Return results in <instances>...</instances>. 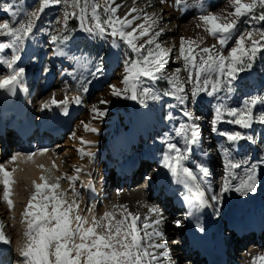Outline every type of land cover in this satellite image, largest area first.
<instances>
[{
	"label": "snow or ice",
	"instance_id": "1",
	"mask_svg": "<svg viewBox=\"0 0 264 264\" xmlns=\"http://www.w3.org/2000/svg\"><path fill=\"white\" fill-rule=\"evenodd\" d=\"M167 2L159 0L160 4ZM53 6H61L62 17H56L52 28L40 31L47 33L48 47L52 49L53 56L71 61L67 68L62 69L63 73L71 74L69 69L79 72L80 82L71 101L67 94L61 100L53 94L41 101L42 109L50 110L55 105L67 115L70 102L83 104L92 83L88 76L97 78L98 84L106 85L112 97L135 101L145 109L149 108V101H160L162 96L172 97L176 104L167 105L170 111L161 113V120L171 123L170 132L174 135L170 132L156 133L160 141L158 162L170 174L172 181L182 187L180 195L187 206L186 215L197 221L199 230L203 232L204 227L199 224L197 214L205 208H212L213 213L219 216L218 206L224 193L235 191L241 196H248L257 192L262 179L259 170L264 165V149L255 161L235 159L233 152L243 147L241 142L255 143V136L246 131L220 129L217 125L223 122L245 130L252 129L254 124L264 127V94L241 92L242 100L234 105L227 103L236 87L235 82L244 81L250 74L258 54L264 57V27H238V23L264 21V0H226L220 12L210 10L207 0H194L191 5L188 0H174L172 6L178 12L188 11L190 7L196 9L199 21L196 27L202 28L216 43L201 46L204 45L203 36H181L176 59L183 61V69L177 67L172 72L166 66L172 58L173 49L165 47L160 40L165 32L164 27H158L165 15L162 11L157 15L155 11L149 13L144 8L132 7L121 16L118 14L121 5L116 0H103V3L100 0H35L32 6H27L26 0H3L0 11L6 12L9 18L0 22V38H4V42H0V52L11 49V55L0 54V66L6 69L4 74H0V89L10 95H16L18 89L28 91L26 69L18 63L20 52L25 42L34 37V28L41 14ZM146 6L155 7L147 2ZM257 8L260 9L258 14ZM72 18L79 22L77 27L69 26L68 21ZM78 31L93 40L111 38L113 49H120L123 43L124 71L119 80L122 87L98 79L104 75V57L99 53L92 56L80 49L75 43ZM257 36L259 39H256ZM42 70L48 71L47 68ZM182 70L187 72L186 80L180 76ZM160 80L168 85L162 91L156 86ZM186 84H190L191 88H186ZM260 92L264 93V80L261 81ZM205 102L211 105L213 113L209 121L211 132L225 138L227 146L217 141L215 145L204 147L199 123L203 117L191 110L189 105ZM98 103L107 105L110 101L101 98ZM177 109L181 116L178 122L174 116ZM90 111L93 119H97L103 118L108 109L99 108L94 103ZM81 124L85 131H99L84 121ZM72 136L77 138L74 132ZM79 140L82 144L93 143L83 137ZM214 148L224 159V175L218 192L208 179L211 168L204 159ZM37 151L43 155L48 149L16 152L5 162H0L3 200L9 210L13 208L10 197L12 185L16 183L13 174L17 169L13 166L9 170L6 164L15 165L19 159L32 161ZM79 152L81 157L93 156L84 148ZM242 165L244 176L238 183H233L236 179L233 170ZM40 167L44 169L43 165ZM81 172L80 167H74L72 175L63 173L55 181L41 175V183L32 182L34 191L22 213L26 229L18 246L15 264H172L167 243L157 242L158 239H166L161 227L164 223L162 209L145 204L148 213L142 215L130 210L126 204H114L102 215H97L95 204H92L81 210L83 197L77 187ZM62 178L67 180L70 191L61 190ZM79 187L95 191L91 181L87 184L80 181ZM173 223L180 227V220ZM4 227L0 222V243L9 245L11 238L5 234ZM251 264H264V251L253 255Z\"/></svg>",
	"mask_w": 264,
	"mask_h": 264
},
{
	"label": "bare ground",
	"instance_id": "2",
	"mask_svg": "<svg viewBox=\"0 0 264 264\" xmlns=\"http://www.w3.org/2000/svg\"><path fill=\"white\" fill-rule=\"evenodd\" d=\"M170 1L172 2L166 6H163L166 3L160 4L159 0H116V3H119L121 5V7L118 10V14L121 16H123L125 12H127L128 9L132 7L144 8L145 11L149 13L155 11L157 15H159L162 11L165 15L163 16V20L160 22L158 27H164L165 32L160 37V40L163 44H166L169 42L167 38L169 36H172V40L174 42V48L173 47L171 48L174 50L175 48L176 49L179 48L181 36L195 38L197 36H201L202 32L199 33L200 30H197L195 28V20L193 19L188 21V23H183L184 13L181 14L180 18H178L177 15L175 14V9L172 6L174 0H168V2ZM2 2L3 0H0V3ZM146 2L150 3L151 5H154L155 7L154 8L147 7ZM207 3L211 5L212 11L215 12H220L221 8L225 7L226 5V1L224 2L223 5H220L219 0H207ZM224 14L226 15V13ZM3 17L8 18V14L4 11H0V21ZM194 19L198 21L197 18ZM168 21H170V23L167 24L170 25L169 28L166 26V23ZM141 22L142 21H136V23H141ZM40 29H43V26H40L39 21H37L36 28L34 30L35 35L32 39H29L25 42V45L20 52L21 59L18 62L26 69V83L28 86V90L31 89L33 91L34 87L36 86V91H37L39 81L42 78V84H41L42 95L37 100L36 98L37 94L35 93V97L33 98L32 103L28 105V109L31 112L32 111L35 112L37 116H39L41 112L40 110L36 109L38 101H40V104L38 103V107H39L41 105V101L49 99L53 94H55V98L57 100L63 99L64 96L67 94L69 100L71 101L72 96H70L69 91L73 90V86H74L73 84L74 82H76L78 78L77 76H79V72H75V74L73 75L71 69H69V72L71 74L63 73L62 69L67 68L71 63V61L62 58H57L52 55V52L50 54L51 55L50 61L55 62L57 64V70L59 69L58 72H56L55 69H52V67L48 71L42 70V66L46 59V55L48 54V51L45 50L43 47L44 45L41 40V34L39 33ZM81 34L85 36L84 33L81 32ZM204 39L210 40V42L215 41L212 37L208 35H206ZM0 42H4V38H0ZM116 52H117L116 49H113L111 51V56H110L111 59L114 60V56ZM0 54L11 55V52L9 51V49H6L3 50V52H0ZM179 62L180 60H175L170 62L169 65L171 66V69H173L176 65H179ZM0 73L4 74L5 71L0 70ZM122 73L123 71L121 70V72L118 73V78H121ZM182 76L183 79L186 80L187 72L182 70ZM252 79L253 78H250L248 80L251 81ZM255 82L258 84L256 80ZM115 83H117L118 86L122 87V85L119 84V81H116ZM241 83L242 84L240 86L236 85L234 92L231 95V98L227 101V103H229L230 105H234L239 100L243 99V97L240 95L241 92L253 94V92L256 91V89L254 90V88L252 87V84L249 83L246 84L245 81H242ZM186 88L190 89L191 85L186 84ZM108 99L110 100V103L104 105L103 107V108L106 107L108 111L103 118L93 119V117L84 114L83 118L88 123H93L92 127L99 129V131L96 133L91 132L90 134L88 132L84 133L83 136L84 140L93 141L92 144L90 145L85 144L84 146L83 144L78 145L77 143H74L72 145L73 149L69 150V152L71 153L70 157H72L71 161L67 162L66 158L63 157V155H60L59 157L57 154H55V151L53 152L50 149L43 155H41L37 151V154L35 157H33L32 161L26 162L23 159H19L15 162V165L6 164V167L9 170H11L13 166L16 167L17 170L13 174L16 182L18 179L23 178L26 182L29 183L33 180L35 181L37 180L39 181V183H41L42 181H40L39 179L40 178L39 174L42 168L40 167V165L44 163L46 165L48 164L49 166V164L52 163L54 160V164L56 168L60 169L62 171V174L67 173L69 175H72L74 174L73 173L74 167H80L82 169V172L80 173V181H83L85 183V181L90 178L95 180V174L93 173V169L95 167V163L98 162L97 161L98 157L99 158L102 157V161L104 162H103V168L100 170V173L103 174V183L101 187L100 185L98 187V196L100 200H102L104 203L107 202V198L110 197V195L113 193L112 191L115 189V185L118 187V189L121 186V183H123L124 185L126 184L133 186L135 179L133 178L131 179V177L132 175H135L137 173V169H139V167L140 168L142 167V170H144L143 172L145 173L143 179H146V181L148 180L150 183L145 185L147 189L145 191L141 189H136V190L130 189V191L127 190V192L126 191L121 192L120 203L126 204L130 210H132L133 212H139L142 215L148 213L147 208L144 207L145 204L156 205L157 207L162 209L164 215V222L166 224V230H165L166 239H158L160 240V243H167L168 249L169 246L170 248L171 247L176 248V250L172 248L173 250H171V252L173 254L171 255V257L174 255L175 257H177V260L179 261H181L186 256L189 257L188 260L182 264H197V263L203 264L204 261H201L200 263L198 262V260L193 261L191 259L192 257L184 251L185 249L181 244V242L183 241V234L171 221L174 218L173 209L161 208V205H159L158 202L147 203L145 201L148 198V194L151 193L153 197V195H155L156 193V190L153 192H150V190H152L153 185L158 182V178L157 176H155V174L160 173V168L158 167L157 164L154 167L150 166L152 165L150 163L152 162L150 158L153 156L159 157V151L156 152L155 149H153L151 156L147 154V150L149 149V146L152 145L153 141H150L151 144L144 146L145 129H143L142 127L145 126V128L151 129L149 133L150 134L149 138L151 140H154L155 138L154 134H151V132H154V129L157 128V126H163L165 127L166 130L165 132H170L171 123L167 121H162L161 113H167L168 111H170L167 105L176 104V101L172 97H162L160 101H149L148 102L149 108L145 109V108H141L138 104H136L135 101L132 100L131 102H129V106H127V103L124 104L125 102H127V99H123L120 97H114L113 99L110 98ZM153 105H155V107H153ZM162 105L163 107H161ZM189 107L197 115L203 117V119L199 121V123L201 124V130L203 133L204 147H208L209 145H215L217 141H220L227 146L228 142L226 141L225 138L219 137L216 133L211 132V126L209 123L211 116L213 115L211 110V105L205 102L203 104L197 103L194 106L190 104ZM67 108H68L67 115L63 113L60 107H57L55 105H53L50 110L46 109L47 110L46 112L42 110L43 118L41 119V121L45 124H53V125L55 124L56 126H58V130H60V133H62L63 131H66L69 128V125L72 123L75 117V116L72 117L71 113L75 112L76 114L75 109H77V112L80 110L79 105L75 104L74 102H70ZM121 111L123 113L126 112L125 116H122ZM134 111L136 112L134 113ZM48 112H49V116H46ZM174 116L176 117L177 122L181 119L179 109H177L176 112H174ZM148 119L149 122L152 123L149 126L145 125ZM23 121H25V119H23ZM116 125L118 126V129L115 131ZM217 127L220 129H228V130L236 129L242 132L246 131L252 135H255L259 132L260 138L257 139L255 137V143H247L242 141L241 144L243 145V147L239 151H234L233 155L237 160H250V161H255L259 156L262 155V149H263L262 141H264V138L261 137H264V127L262 126L260 127L259 125L258 126L253 125L252 129L245 130L239 128V126L230 125L223 122L221 124H218ZM140 128H142L140 130L141 134L138 132V129ZM100 131H102V135H99ZM170 134L174 135V133L171 132ZM48 143L49 141H47L45 144L39 147L28 146L26 150L19 148L14 152L27 153L29 151H36L40 148H48L47 146ZM93 144L95 147L93 146ZM139 144H140V148H139L140 151L138 150V152L136 151L134 152L133 146L134 145L137 146ZM57 147L60 148L61 144H58ZM81 148H84L86 151H91L93 153V156L91 158H89L86 155L81 157V154L79 152V149ZM13 150L14 147L5 149L3 153L0 154V162H5L6 159L8 158L7 156H9V154L11 155V152ZM204 159L211 168V175L208 177V179L211 181L213 188L218 192L221 183V178L224 175L223 156L219 154L217 149L214 148L213 151H211L209 155ZM141 161H144L146 164L144 165V162L141 163ZM113 169H114V173L110 175V170L112 171ZM233 171L236 174V179L233 180V183H238L239 180L242 179L244 176V167L242 165L241 168L235 169ZM259 171L262 179H261V183L258 185V190L255 194H249L248 196H241L239 193L235 191L224 193L221 203L218 206V210L220 213L219 216L213 213L212 208H209L207 210L208 216L206 217L205 220L202 219L200 223L204 227V231L201 232L199 228L198 229L196 228L193 231L195 233L207 236V238H210L217 245H219L220 243L219 239L221 233L223 234L224 239L234 244L238 243V241L241 240V238L243 237L244 245H245V241L247 243L248 242L247 239L250 238L251 240H249L250 242L249 246L244 247L242 253L240 254L237 253L242 245L235 247V251L231 256L229 264H251L252 256L264 251V205H263L264 204V165L261 166ZM88 173H91V175H88ZM99 177H101V175ZM80 181H77V187L83 197L82 207H84L85 205L89 206L94 204L95 201L93 200L94 198H91V196H89L85 188L79 187ZM0 185L2 186V189L0 190L1 191L0 206L2 204L4 206L3 208H5L6 210L4 212L2 211V213H5L6 216V214L9 211V213L12 216H15L16 218L13 217L14 221L12 222H15L16 229L18 231H21V227L19 225L20 223H18L20 219L17 218V215L19 213L18 211L20 207L19 205L21 204V200L24 198L22 196L13 194L14 190H16L15 189L16 183H14L12 185V195L10 197L13 200V208L9 210L7 202L3 200V185L2 184ZM159 192H160L159 194H162L161 190H159ZM9 216L8 218H10ZM232 225H234V228H231ZM254 225H256L257 227L256 230H251ZM219 226H222V232H218ZM235 229H240L239 235H241V238H239V235L236 233ZM174 231H176V233H174ZM251 231H254V233ZM252 234H254L255 237L251 238ZM17 235H21L20 232ZM19 237L21 238V236ZM171 240L175 241V245L174 244L171 245ZM0 249H3V251L0 252V264H10L9 255H8L9 252L8 246L5 245V247H2L0 243ZM17 258H18V253H17ZM174 262L175 261H172V263Z\"/></svg>",
	"mask_w": 264,
	"mask_h": 264
},
{
	"label": "rangeland",
	"instance_id": "3",
	"mask_svg": "<svg viewBox=\"0 0 264 264\" xmlns=\"http://www.w3.org/2000/svg\"><path fill=\"white\" fill-rule=\"evenodd\" d=\"M225 1L226 0H219V4L223 5ZM9 2H10V0H9ZM31 2H33V1H31ZM100 2L103 3V0H100ZM171 2L172 1L168 2V4L166 3L163 6L169 5ZM193 2H194V0H188V3L190 5L193 4ZM26 4H27V6H29L30 1L26 0ZM194 9H195L194 7H190L188 9V11H185V12H178V11L175 10V14L177 15L178 18H180L181 14L184 13L183 14V18H184L183 19V21H184L183 23H188V21H190L192 19L195 20V28L197 30H200L199 33L202 32L201 36H203L205 38V36L207 34L203 31V29L196 27V25H197V23H199V21L194 19V18H196V15H197L196 9L195 10ZM210 10H212V9L210 8ZM259 11H260V9L257 8L256 9L257 14L259 13ZM62 15H63V11H62L61 6H53L51 8L45 9V11L41 14V18L39 20V24H40V26H43V29H48L47 27L49 26V24L51 23V25L54 26L56 17H62ZM8 18H4L3 17L0 22H2L4 19H8ZM241 19L243 20L244 18H241ZM69 21H72L73 24H76V27L78 26L79 22L75 18H72ZM167 24H169V23H166V26L169 28L170 25H167ZM238 27H241V28L246 27L248 29L261 28V27H264V21H252L251 23H247V24L238 23ZM34 30H35V28H34ZM39 33L41 34V40L43 42V39H44V36L46 35V32L39 31ZM110 39L111 38H109L108 40H93V39L86 38V35L83 36L81 34V32L78 31V33H77V35L75 37V43L78 44L79 48L82 49L85 53H88V54H90L92 56H95L97 53H99L101 56H103L104 60H105L106 67H105V70H104V75L103 76H99L98 79L100 81H102V82L107 80V81L115 83L116 81H119V79H120V78H118V73L121 72V70L124 71L123 56H122V53L124 51V45L121 42V48L120 49H116L117 52L115 53L114 60H113L110 57L111 56V51L113 50V48H111V46H110ZM256 39H259V37L257 36ZM167 40L169 42L164 44V46L165 47L170 46V47L174 48V42L172 40V36H169L167 38ZM213 42L216 43V41H211L210 42V40L204 39V43L205 44L201 45V46L214 44ZM48 43H49L48 40H46L45 43L43 42L44 49L48 51V54L46 55V59H45L43 64L45 65V67L48 70L52 67V69H55V71L58 72L59 69L57 70V64L55 62H51L50 61V58H51L50 54L52 52V49L48 47ZM73 50H75L74 46H73ZM9 51H10V49H9ZM177 54H178V49L175 48L173 50L172 54H171L172 58L169 60V64H170V62L177 60L176 59ZM225 54H227V51H225ZM169 64L166 66L169 72L174 71L177 67H181L183 69V61L182 60H180L179 65H176L173 69H171V66ZM53 65H55V66H53ZM254 65H255L254 70L250 71V74L246 76L244 81H245L246 84L247 83L252 84V87L254 88V90L256 89V91L253 92V94H264V93L260 92L261 81L264 80V57H262L261 54H258L257 60H256ZM72 74L74 75L75 72H72ZM241 75L244 76L245 74L241 73ZM180 76L183 79L182 71L180 72ZM77 77L78 78H77L76 82H74V84H73L74 85L73 86V90L69 91L70 92V96H73V95L76 94V88H77L78 83L80 82V75L77 76ZM250 78H253V79L250 81V80H248ZM88 79L92 80V83L89 85V93L85 94L84 103L79 105L80 110L77 112V109H75L76 110V114H75V117H74L72 123L69 125V128L66 131L62 132V136H60L59 138L53 140L52 143H50V144L48 143V145H47L48 146V148H47L48 150L51 149L53 152L55 151V154H57L59 157H60V155H63V157L66 158L67 162L72 160V157H70L71 153L69 152V150L73 149L72 145L74 143H77L78 145H82V143L79 140V137H83L84 133H86V132H88L89 134L91 133L90 131H85L83 125L81 124V121H84L85 123H88L83 118L84 114L85 115L87 114V116L93 117V113L90 111V108H91L92 104L95 103V104H97V106L99 108H103L104 105H101V104L98 103V101L101 98H103V99L107 98V100H109L108 98H110V99L114 98V97H112L109 94V91H108L106 85H102V84H98L97 83V78H93L91 76H88ZM255 80L258 82V84L255 82ZM40 81H39V83L42 84V78L40 79ZM235 83H236L237 86H240L242 84L241 81H237ZM156 86L159 89H161V91L163 89H165L166 87H168L166 81H164V80L157 81L156 82ZM38 88H39V85H38ZM38 88H37V91H38ZM36 98H37V100L40 98V93L37 94ZM240 99H241V96H240ZM129 102H131V100H127V102H125L124 104L127 103V106H129ZM38 103L40 104V101H38ZM38 103H37V108L36 109L40 110L41 112H42V110L44 112H46L47 111L46 109H42L40 106L38 107ZM257 107H259V105ZM135 112L136 111H134V113ZM121 113H122V116H125V114H126V112L123 113L122 111H121ZM46 116H49V112L47 113ZM89 124L92 126L93 123H89ZM254 125L258 126L259 124H254ZM117 129H118V126L116 125L115 126V131ZM73 132L76 134V137H77L76 139H73V136H72ZM259 134L260 133L258 132L254 136L257 139H259L260 138ZM99 135H102V131L99 132ZM261 138H264V137H261ZM56 143L61 144V147L58 148L57 147L58 144H56ZM125 144H127V143H125ZM83 145L85 146V144H83ZM93 146H94V144H93ZM139 148H140V144L137 145V146L134 145L133 146V151L134 152L135 151L138 152V150L140 151ZM263 149H264V143H263ZM14 153L15 152L13 150L11 152V155L14 154ZM9 156H10V154H9ZM9 156H7V157H9ZM97 161H95L97 163H95V167L93 169V173L95 174V181L97 182L98 187H99V185L101 187L102 183H103V174L100 173V170L103 168V162L104 161H102V157L101 158L98 157ZM142 162L143 161H141V163ZM52 163L54 164V160H53ZM52 163H50L49 166H48V164L46 165V164L43 163L42 165L44 166V169H48L49 171H44V169H41L42 173L40 172L39 175L40 176L41 175L49 176V177H51L52 181H55L56 177L62 176V171L60 169L56 168V166L53 167ZM150 163L152 164V165H150L152 167H154L156 165V163H153V162H150ZM143 171L144 170H142V167L141 168L139 167V169H137V173L135 175H132L131 179L132 178L135 179V182H134L133 186L132 185H126V184L124 185L123 183H121V186L118 189V187L115 185V189H114L115 191L114 190L112 191L113 193L110 195V197L107 198V202L106 203H104L102 200H100L99 197L94 198L93 200H95L94 204H95V212H96V214L97 215H102V213L104 211H106V210H109L112 207V205L121 204L120 203V193L123 192V191L127 192V190L130 191V189L131 190L132 189L133 190L141 189V190L145 191L147 188L145 186V184H146L145 179H143ZM113 173H114V169L112 171L110 170V175L113 174ZM100 175H101V177H99ZM100 178H101V180H100ZM33 181H35V180H33ZM33 181H31L29 183V182H26L23 178L18 179L17 182H16V186L17 187L15 186L16 190H14V192H13L14 195H19V196H22L24 198V199L21 200V204L19 205L20 206L19 207V211H18L19 212L18 213L19 217L17 215V218L20 219V220L18 219L19 220L18 223H20L19 225L21 227V231H18L16 229V223L12 222V221H14V218H16V217L12 216L9 213L8 210H7L8 213L5 216V213H2V211L4 212L6 210H5V208H3L4 206L2 204H1L2 207L0 206V222H2L4 224V226H5L4 229H3L5 234L11 238V244L7 245L8 246V250H9L8 255H9V263L10 264H15V260L17 259V253H18V246L23 240V233H24L25 228H26V226H25L26 223L23 221L22 213H23L24 207L27 204L28 199L31 196V193L34 191V187H33V183H32ZM36 182L39 183V181H37V180H36ZM60 184H61V190L70 191L69 184H68L66 179L62 178L60 180ZM116 188H117V190H116ZM1 189H2V186L0 185V190ZM0 195H1V191H0ZM159 197H160V194H159V191H157L156 195L155 196L153 195V197H152L151 193L148 194V198L145 201L147 203L158 202L159 205H161V208H163L162 204H161V201L159 202V200H158ZM141 201H142V199H141ZM145 201H144V203H145ZM82 206H83V200L81 201V205H80L81 210H83L86 206H88V205H85L84 207H82ZM8 214L11 215V216H9ZM8 216L10 218H8ZM7 219H9L10 221L7 220ZM171 221L173 222L174 219H172ZM161 227L163 228V230L165 232V230H166L165 222L161 225ZM179 231H181V230H179ZM19 232H20L21 235H17V234H19ZM174 233H176V231H174ZM19 236H21V238ZM253 237H255L254 234H252L251 238H253ZM249 240H251V239L250 238L247 239V241H248L247 243L245 241L244 247L249 246V244H250ZM157 242H160V240H158ZM174 242L175 241L171 240V245L174 244ZM1 245H2V247H5V245H3L2 243H1ZM244 247L239 248L237 253H239V254L242 253V251L244 250ZM172 248L174 250H176V248H174V247L170 248V246H169L168 250H169L171 255L173 254L171 252V250H173ZM188 258L189 257L186 256L181 261H179V260H177V257H175L173 255L171 257V259H172V261H175V262L172 263V264L185 263L188 260Z\"/></svg>",
	"mask_w": 264,
	"mask_h": 264
},
{
	"label": "trees",
	"instance_id": "4",
	"mask_svg": "<svg viewBox=\"0 0 264 264\" xmlns=\"http://www.w3.org/2000/svg\"><path fill=\"white\" fill-rule=\"evenodd\" d=\"M73 27H76V24H73ZM254 68H255V65H254ZM254 68H253V69H254ZM250 71H251V70H250Z\"/></svg>",
	"mask_w": 264,
	"mask_h": 264
}]
</instances>
